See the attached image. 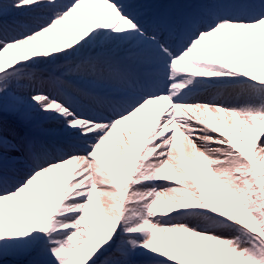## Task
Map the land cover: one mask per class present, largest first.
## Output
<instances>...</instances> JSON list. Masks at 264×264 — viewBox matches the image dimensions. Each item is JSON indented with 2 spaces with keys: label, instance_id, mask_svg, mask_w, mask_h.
<instances>
[{
  "label": "snow or ice",
  "instance_id": "snow-or-ice-1",
  "mask_svg": "<svg viewBox=\"0 0 264 264\" xmlns=\"http://www.w3.org/2000/svg\"><path fill=\"white\" fill-rule=\"evenodd\" d=\"M0 264H264V0H0Z\"/></svg>",
  "mask_w": 264,
  "mask_h": 264
},
{
  "label": "bare ground",
  "instance_id": "bare-ground-1",
  "mask_svg": "<svg viewBox=\"0 0 264 264\" xmlns=\"http://www.w3.org/2000/svg\"><path fill=\"white\" fill-rule=\"evenodd\" d=\"M123 2H127V0H123ZM143 2H146V1L143 0ZM225 95H228V96H232V97H234L230 91L227 92V93H225ZM205 96H208V97L210 98V97H211V94L206 93Z\"/></svg>",
  "mask_w": 264,
  "mask_h": 264
},
{
  "label": "rangeland",
  "instance_id": "rangeland-1",
  "mask_svg": "<svg viewBox=\"0 0 264 264\" xmlns=\"http://www.w3.org/2000/svg\"><path fill=\"white\" fill-rule=\"evenodd\" d=\"M232 95L234 96V93H232Z\"/></svg>",
  "mask_w": 264,
  "mask_h": 264
}]
</instances>
